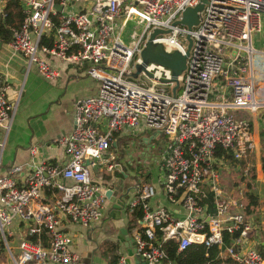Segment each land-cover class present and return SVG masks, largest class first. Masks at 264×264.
I'll use <instances>...</instances> for the list:
<instances>
[{
  "label": "built area",
  "instance_id": "obj_1",
  "mask_svg": "<svg viewBox=\"0 0 264 264\" xmlns=\"http://www.w3.org/2000/svg\"><path fill=\"white\" fill-rule=\"evenodd\" d=\"M20 1L24 17L8 42L11 50L46 79L58 75L50 59L85 66L86 74L98 80V92L76 100L72 131L56 139L66 156L61 166L38 162L24 179L29 166L13 164L0 173V249L14 264H77L81 255L72 250L62 219L93 226L108 203L112 207L121 200L122 219L141 210L142 230L135 227L133 238L142 264H173L167 260L168 240L178 251L192 244L221 248L224 232L236 235L219 257L225 252L240 264H264L258 250L243 247L252 223L220 179L225 161L241 159L253 147L250 123L239 112L263 105L254 96V75L264 68V49L253 46L252 36L261 29L264 0H207L191 29L177 22L201 0ZM3 6L0 0V14ZM130 20L142 28L125 42L122 33ZM155 29L168 30L155 38L168 51L183 52L186 35L192 39L174 93L175 83L162 81L171 79L163 65L151 62L132 77ZM8 89L0 76V128L8 126L14 110ZM125 129L158 138L157 184L170 203L181 207V216L150 204L157 194L150 181L134 179L132 195L128 189L121 197L112 187L119 166L117 136ZM92 169L98 180L92 179ZM108 190L114 201L106 197ZM208 193L212 211L201 201ZM15 225L21 229L16 255L9 242ZM117 264L130 263L121 255Z\"/></svg>",
  "mask_w": 264,
  "mask_h": 264
},
{
  "label": "crops",
  "instance_id": "obj_2",
  "mask_svg": "<svg viewBox=\"0 0 264 264\" xmlns=\"http://www.w3.org/2000/svg\"><path fill=\"white\" fill-rule=\"evenodd\" d=\"M263 18L264 15L261 17L260 31L252 36V44L258 49H264V41L261 37L264 34L261 33ZM50 60L58 72L54 79L44 78L35 65L28 66L25 57L12 51L8 43L0 42V76L7 80L8 98L14 103L8 126L0 128V143H2L0 173H5L7 168L13 164L29 166L21 176L24 179L26 172L31 171L34 164L38 162L47 161L61 166L66 161V156L63 147L56 142V139L61 134L72 131L76 100L98 92V80L86 74L85 66L78 67L59 59ZM254 80V96L263 105L255 111L242 110L239 112L250 123L253 147L241 159L225 161L220 167V179L222 187L232 199L242 205L245 203L242 191L246 184L242 177L252 179L259 195V205L252 209L250 215H246L252 223V230L243 247L245 249L254 248L264 257V173L261 165L264 148V136L261 135V131H264V68L259 69L257 74L255 73ZM128 142L136 144L137 147L142 146L145 151L139 154L125 149V144L128 145ZM117 143L122 145L117 153L120 169L117 170L118 172L110 183H113L112 187L118 190V196H120L128 193V189L129 194L133 192L131 188L134 179L139 180L134 176L136 172H140L136 171L139 164H145L151 169L157 167V161L160 159L158 153L160 142L152 133L137 134L135 131L125 129L120 136H117ZM31 147L37 149L35 154L30 153ZM120 158H122L121 161ZM124 165L129 168H125ZM225 171L228 177L224 176ZM91 177L98 180L96 169L91 170ZM104 178L109 180L110 177L105 174ZM65 183H71V181L65 180ZM155 185L157 194L150 204L154 207L164 206L174 216H181L183 213L181 207L170 203L159 184ZM46 195L48 198L49 194L46 193ZM242 205L239 209L243 212ZM111 210L113 208L108 203L102 220L89 227L62 219L63 229L72 236V250L81 255L77 264H104L98 250L99 244L104 240L117 241L120 256H124L130 264H142L136 256L135 245L126 241L112 223ZM130 219L131 216L123 221L130 236L133 237V230L136 226L129 227ZM13 228L10 239L14 240L17 237L19 244L21 229L17 225ZM9 242L12 246L10 240ZM17 246V243L12 246V253L14 249L18 253ZM3 252L6 253V250L1 247L0 264H2L1 257H4ZM220 258L223 259L224 255H220Z\"/></svg>",
  "mask_w": 264,
  "mask_h": 264
},
{
  "label": "trees",
  "instance_id": "obj_3",
  "mask_svg": "<svg viewBox=\"0 0 264 264\" xmlns=\"http://www.w3.org/2000/svg\"><path fill=\"white\" fill-rule=\"evenodd\" d=\"M3 2L4 6L2 14H0V42L8 43L12 38L13 30L20 26L24 15L20 0H3ZM261 135L264 136V131H261ZM262 154L261 165L262 171L264 173V148ZM137 171H140V169L137 168ZM250 173L252 174V171H250ZM242 178L245 179L244 181L246 182L242 191L243 197L245 199V203L242 205V210L245 216H248L251 214L253 208L255 209L258 207L259 195L254 187L252 179L245 176ZM201 201L202 203L208 205L209 211L213 210L210 193H208L207 196ZM140 218L141 210L136 208L131 215L129 227L131 228L136 226L139 228V230H142V227L138 221ZM235 235L236 234L230 235L227 232H224V243L221 248L215 245L205 247L201 244H192L182 251L177 250V244L174 241L168 240L165 243L167 260H170L173 264H240L225 252L223 259L219 257L220 251L225 250V247L230 244L231 238ZM43 240L44 242L46 241L45 235L43 236ZM44 245H46V243ZM98 250L102 259L104 260V264L118 263L120 254L119 244L117 241L104 240L101 242V244H99Z\"/></svg>",
  "mask_w": 264,
  "mask_h": 264
},
{
  "label": "water",
  "instance_id": "obj_4",
  "mask_svg": "<svg viewBox=\"0 0 264 264\" xmlns=\"http://www.w3.org/2000/svg\"><path fill=\"white\" fill-rule=\"evenodd\" d=\"M207 0H201L194 7H188L182 12V18L177 22L179 24L186 25L188 29H191L193 25H196L199 21V12L202 10L204 3ZM60 10V7H58ZM168 30L163 29H155L153 30L148 38L145 41L143 48L140 51L141 63H137L135 65V70L132 74L133 78H137L138 74L145 69V66L151 62L163 65L165 68L170 69L171 71V79L170 80H162L163 82H174L175 85L172 89L173 93L175 89L178 87L177 77L180 75L184 69L186 68V61L189 55V50L192 44V39L189 34L186 35V39L188 41L186 49L182 52L181 50L174 49L168 51L164 48V46L160 42H156L155 38L158 34L167 33ZM148 76H151L150 73H147ZM120 169V166L117 167ZM106 197L109 200L114 201V194L110 190L106 191ZM111 210L112 223L114 226L120 231V233L125 237L126 241L135 245L134 238L130 236L128 229L125 227L124 221L121 217V206L123 205V201L116 200L114 201Z\"/></svg>",
  "mask_w": 264,
  "mask_h": 264
},
{
  "label": "rangeland",
  "instance_id": "obj_5",
  "mask_svg": "<svg viewBox=\"0 0 264 264\" xmlns=\"http://www.w3.org/2000/svg\"><path fill=\"white\" fill-rule=\"evenodd\" d=\"M262 27H263V29H262L261 33L262 32L264 33V18H263V21H262ZM141 28H142V25L139 24L137 21L130 20L129 23L127 24L126 28L123 30V33H122L123 40L125 42H129L130 32H132L133 30L140 31ZM261 37H262V39L264 41V34H262ZM118 144H119V147L122 148V145H120V143H118ZM125 149H130V150L134 151L135 153H139V154H141V152L145 151V148H143L142 146H138L137 147V145L132 143V142H128V145L125 144ZM121 160H122V158H120V161ZM124 167L125 168H129V167L125 166V165H124ZM138 168L140 169L141 172L136 174V178L142 179L143 182H149L150 181L153 184L159 183V177H160L161 173H160L158 168L151 169V168H148L147 165L142 164V163L139 164ZM136 171H137V168H136ZM224 176L228 177V174H227L226 171L224 172ZM11 229L14 230L13 227H11ZM9 240L11 241L12 246H15L16 243L18 245V242H17L18 238L17 237L14 240H12V239H9ZM13 252H14L13 253L14 255L17 254V250L16 249H14ZM3 255H4V257H1V263L2 264H13V261H12L10 255L8 254V252H6V253L3 252Z\"/></svg>",
  "mask_w": 264,
  "mask_h": 264
},
{
  "label": "bare ground",
  "instance_id": "obj_6",
  "mask_svg": "<svg viewBox=\"0 0 264 264\" xmlns=\"http://www.w3.org/2000/svg\"><path fill=\"white\" fill-rule=\"evenodd\" d=\"M257 74V73H256ZM255 81V80H254Z\"/></svg>",
  "mask_w": 264,
  "mask_h": 264
}]
</instances>
